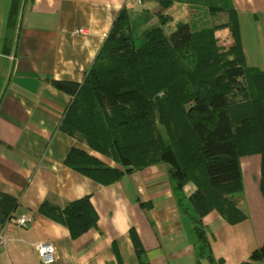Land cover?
Segmentation results:
<instances>
[{"label":"crops","instance_id":"0c3cea01","mask_svg":"<svg viewBox=\"0 0 264 264\" xmlns=\"http://www.w3.org/2000/svg\"><path fill=\"white\" fill-rule=\"evenodd\" d=\"M216 5L221 10L211 14L206 0H174L166 10L156 0H0V195L18 203L0 225L6 237L0 264H42L34 248L39 242L55 247L54 264H141L131 233L148 264H198L191 221L180 208L166 164L124 173L107 186L65 164L76 147L124 172L111 158L60 130L73 97L51 81L83 82L122 9L140 36L161 27L162 17L167 36L179 24H189L193 31L217 26L218 44L229 48L231 8L246 66L264 72V0ZM78 29L86 34L73 36ZM240 167L243 195L237 208L245 219L230 225L212 210L202 223L215 261L264 264L250 260L264 247L261 156L241 157ZM196 190L187 182L182 195L188 200ZM85 197L98 220L76 238L40 212L45 202L64 209ZM24 217L29 222L21 227L17 221ZM200 264L212 263L204 258Z\"/></svg>","mask_w":264,"mask_h":264},{"label":"trees","instance_id":"16d2710c","mask_svg":"<svg viewBox=\"0 0 264 264\" xmlns=\"http://www.w3.org/2000/svg\"><path fill=\"white\" fill-rule=\"evenodd\" d=\"M156 1L166 10L174 0ZM206 1L211 14L221 10L218 2H230ZM228 14L233 43L224 48L214 36L219 27L193 31L179 24L167 36L162 17L161 27L138 38L122 9L83 82L51 81L73 97L60 130L124 172L76 147L65 164L103 186L124 173L166 164L180 208L191 221L198 264L204 258L221 263L210 252L202 223L206 214L216 210L230 225L245 219L237 208L243 195L241 157L261 156L264 197V72L246 66L236 13L230 8ZM187 182L197 190L185 200ZM17 206L14 198L0 195L1 226ZM40 212L67 227L73 238L95 228L98 220L89 197L64 209L45 202ZM131 236L140 263L148 264ZM250 260H264V247Z\"/></svg>","mask_w":264,"mask_h":264},{"label":"built area","instance_id":"2783aa9c","mask_svg":"<svg viewBox=\"0 0 264 264\" xmlns=\"http://www.w3.org/2000/svg\"><path fill=\"white\" fill-rule=\"evenodd\" d=\"M138 4H141V0H136ZM84 29H78L72 33L73 36L85 35ZM29 222L27 217L21 218L17 221L21 227H26ZM6 244V237L4 234H0V249ZM34 248L38 254V257L42 264H54L57 259V252L55 247L51 243L39 242L34 245Z\"/></svg>","mask_w":264,"mask_h":264},{"label":"rangeland","instance_id":"374dc122","mask_svg":"<svg viewBox=\"0 0 264 264\" xmlns=\"http://www.w3.org/2000/svg\"><path fill=\"white\" fill-rule=\"evenodd\" d=\"M134 35L138 36V38L144 36V35L140 36L138 32L134 33ZM234 124H236V123H234Z\"/></svg>","mask_w":264,"mask_h":264}]
</instances>
